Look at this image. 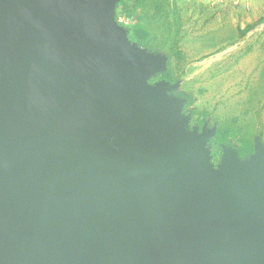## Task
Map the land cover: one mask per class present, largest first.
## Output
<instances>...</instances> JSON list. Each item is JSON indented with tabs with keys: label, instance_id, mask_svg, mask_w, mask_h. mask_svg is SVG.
I'll return each mask as SVG.
<instances>
[{
	"label": "water",
	"instance_id": "obj_1",
	"mask_svg": "<svg viewBox=\"0 0 264 264\" xmlns=\"http://www.w3.org/2000/svg\"><path fill=\"white\" fill-rule=\"evenodd\" d=\"M110 1L0 0V264H264V157L212 167Z\"/></svg>",
	"mask_w": 264,
	"mask_h": 264
},
{
	"label": "rangeland",
	"instance_id": "obj_2",
	"mask_svg": "<svg viewBox=\"0 0 264 264\" xmlns=\"http://www.w3.org/2000/svg\"><path fill=\"white\" fill-rule=\"evenodd\" d=\"M121 1H110V24L126 34L135 26L146 31L148 47L132 45L170 79L149 84L181 107L185 132L205 134L212 167L224 154L244 167L256 151L264 157V0H125L118 12ZM225 129L251 142L253 153L240 157L214 142Z\"/></svg>",
	"mask_w": 264,
	"mask_h": 264
},
{
	"label": "trees",
	"instance_id": "obj_3",
	"mask_svg": "<svg viewBox=\"0 0 264 264\" xmlns=\"http://www.w3.org/2000/svg\"><path fill=\"white\" fill-rule=\"evenodd\" d=\"M125 5V0H122L118 5V12H121ZM129 39L138 44L141 47H148V35L146 31H143L141 27L135 26L130 28ZM156 80L170 81L167 74L158 75ZM200 123L203 124L207 120V114L201 113L199 117ZM214 142L218 144H228L236 148L239 152L240 157H246L253 153V144L249 141H241L238 138H235L229 130H218ZM216 157H218L216 155Z\"/></svg>",
	"mask_w": 264,
	"mask_h": 264
}]
</instances>
